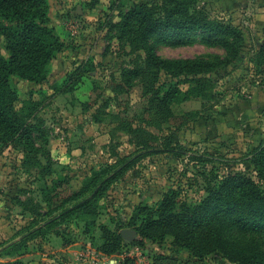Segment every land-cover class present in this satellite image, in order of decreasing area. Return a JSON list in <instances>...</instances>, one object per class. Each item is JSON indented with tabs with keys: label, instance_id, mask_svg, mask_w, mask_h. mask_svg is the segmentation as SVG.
I'll return each instance as SVG.
<instances>
[{
	"label": "rangeland",
	"instance_id": "obj_1",
	"mask_svg": "<svg viewBox=\"0 0 264 264\" xmlns=\"http://www.w3.org/2000/svg\"><path fill=\"white\" fill-rule=\"evenodd\" d=\"M49 3L51 25L65 47L51 62L46 81L35 83L16 75L11 80L18 112L39 125L34 138L47 153L40 164L29 163L22 150L0 142V249L54 215L46 190L58 181L68 182L63 195L80 190L94 171L113 172L144 151L148 138L161 145L173 132L172 147L227 160L143 154L93 200L95 215L73 216L67 224L45 228L37 238L40 243L28 241L15 260L36 250L47 258L41 264H66L70 260L63 248L77 244L93 264L104 242L102 225L120 234L123 229L134 231L133 237L124 238L122 250L110 256L111 264H237L229 256L264 252V229L238 225L230 213L220 226L224 249L203 259L175 244L171 236L162 242L142 240L136 226H130L139 205L156 207L172 189L179 192V201L197 204L208 195L211 183L229 174L242 173L264 191V178L249 160L264 142V64L257 68L253 58L264 44V0ZM137 4L150 9L125 18ZM191 15L228 28L187 31L184 23ZM165 20L170 26H159ZM154 57L211 66L207 73L173 78ZM195 76L213 81L206 89L209 96L203 97L191 81ZM169 84L189 94L188 100L173 103L172 111H199L196 121L181 128L157 124L150 99L161 98ZM121 111H127L134 128L156 125L150 129L152 135L117 129L114 116ZM44 167L48 172L42 175Z\"/></svg>",
	"mask_w": 264,
	"mask_h": 264
},
{
	"label": "trees",
	"instance_id": "obj_2",
	"mask_svg": "<svg viewBox=\"0 0 264 264\" xmlns=\"http://www.w3.org/2000/svg\"><path fill=\"white\" fill-rule=\"evenodd\" d=\"M49 9V0H0V142L22 150L26 162L35 164L41 163V155L47 151L39 146L34 138V130L39 125L28 121L18 112L17 94L11 80L16 75L35 83L46 81L51 62L65 47L51 25ZM149 9L150 7L145 4H137L125 18L134 19L137 14L143 10L148 12ZM145 15L147 18V13ZM169 23L170 20L159 21V26H170ZM184 27L187 31L228 28L223 23L198 15L188 17ZM253 58L257 68L264 64V44L254 52ZM154 61L173 78L207 73L211 66L209 63L185 59L167 60L154 57ZM191 81L196 83L203 97L209 96L206 89L213 86L210 78L195 76ZM165 86L167 84L163 85ZM151 90H154V85ZM188 99L187 92L172 84H169L161 98L156 96L150 99L156 108L157 124L181 128L196 121L201 114L199 111L177 115L171 109L173 103L178 104ZM114 117L118 121L116 128L128 133L137 131L151 136L150 129L156 126L148 124L147 127L134 128L133 119L127 116V111H121ZM172 135L173 132L164 137V143L161 145L148 138L144 151L125 160L113 172L107 173V169L94 171L89 182L80 190H72L67 195H63L62 187L68 182L66 179L58 181L54 187L46 190V200L53 206L50 208V213L54 215L49 214L47 220L28 229L21 235L20 240L6 245L5 253L10 256L22 254L21 250L27 247L28 241L43 235L47 227L67 224L70 217L95 215L97 208L96 201L93 200H98L106 193L109 184L117 180L143 154L171 152L176 155L189 154L193 160L221 162L227 160L216 158L211 154L189 153L178 147H172ZM249 160L264 178V142L251 152ZM47 172V167H44L41 174ZM208 191V195L201 202L192 204L179 201V192L172 189L164 195L156 207L139 205L130 226H136L142 240L162 242L167 236H171L175 244L189 250L199 259L224 249L226 241L222 237L220 226L223 217L228 213L238 225L264 229V191L251 178L242 173L229 174L222 180L211 183ZM101 229L104 242L100 251L107 256H113L121 251L124 240L122 234L105 225H102ZM229 259L237 264H264V252L253 250L249 255L239 252L236 256H229ZM8 264L28 263L18 259Z\"/></svg>",
	"mask_w": 264,
	"mask_h": 264
},
{
	"label": "crops",
	"instance_id": "obj_3",
	"mask_svg": "<svg viewBox=\"0 0 264 264\" xmlns=\"http://www.w3.org/2000/svg\"><path fill=\"white\" fill-rule=\"evenodd\" d=\"M20 238L21 236L15 239L14 241H18L20 240ZM37 240L38 239L36 238V240H32L31 242L33 243L35 241V245H36L40 243L39 240L38 241ZM12 242H10L9 244H11ZM4 250H5L4 247L0 249V264H8L10 261H14L16 258L19 257L18 255L10 256L6 254ZM63 251L65 252L66 259L70 260V262H67L66 264H92V260L87 261L86 258H84L85 253L80 252L77 244L68 246L65 249L63 248ZM95 256H97L95 258L96 262H93V264H106L108 260L110 261L111 264L114 261V257L111 258L110 256L102 254L101 252H99L97 255L95 254ZM20 259L25 262H29L30 264H41L40 261L41 260L45 261L47 258L44 257L40 252L35 250L34 253L31 255L28 254L26 257L20 256Z\"/></svg>",
	"mask_w": 264,
	"mask_h": 264
},
{
	"label": "water",
	"instance_id": "obj_4",
	"mask_svg": "<svg viewBox=\"0 0 264 264\" xmlns=\"http://www.w3.org/2000/svg\"><path fill=\"white\" fill-rule=\"evenodd\" d=\"M121 234L124 238H131L134 235V231L132 229H123Z\"/></svg>",
	"mask_w": 264,
	"mask_h": 264
}]
</instances>
